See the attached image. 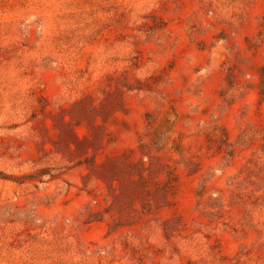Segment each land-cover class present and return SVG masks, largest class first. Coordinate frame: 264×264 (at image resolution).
<instances>
[{"label":"rangeland","instance_id":"1","mask_svg":"<svg viewBox=\"0 0 264 264\" xmlns=\"http://www.w3.org/2000/svg\"><path fill=\"white\" fill-rule=\"evenodd\" d=\"M0 264H264V0H0Z\"/></svg>","mask_w":264,"mask_h":264}]
</instances>
